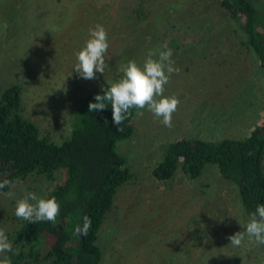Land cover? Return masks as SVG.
Segmentation results:
<instances>
[{
    "label": "rangeland",
    "instance_id": "1",
    "mask_svg": "<svg viewBox=\"0 0 264 264\" xmlns=\"http://www.w3.org/2000/svg\"><path fill=\"white\" fill-rule=\"evenodd\" d=\"M74 1L82 10L72 14L68 24L49 26L57 14L51 7L61 16L70 14L60 8L61 2L51 0L33 13L24 40L15 39L11 50L0 53V89L12 81L22 85V110L42 135L57 142L69 136L85 95L121 77L116 68L125 51L136 53L134 61L142 66L150 49L167 43L174 67L180 69L165 86V95L180 101L172 127L145 108L143 116L135 118L133 137L116 144L133 177L118 189L102 225L100 264H264L263 245L250 244L247 237L241 247L229 244V237L243 231L249 219L235 187L215 166L195 179L180 170L166 181L152 173L177 138H243L261 120L264 82L255 59L233 39L237 25L213 27L222 18L216 0ZM38 22L49 27L39 30ZM97 24L107 31L108 67L95 79H84L73 68L75 53ZM32 37H38L37 45L29 48ZM62 177L61 172L49 181L31 174L0 191V229L7 238L19 220L16 201L28 192L43 198ZM9 191L15 193L13 198L5 195Z\"/></svg>",
    "mask_w": 264,
    "mask_h": 264
},
{
    "label": "trees",
    "instance_id": "2",
    "mask_svg": "<svg viewBox=\"0 0 264 264\" xmlns=\"http://www.w3.org/2000/svg\"><path fill=\"white\" fill-rule=\"evenodd\" d=\"M55 1L61 2L60 8L70 14L61 16L59 10L51 7V11L57 13L53 16L56 22L49 25L53 28L68 24L71 15L82 10L80 3L74 0ZM216 2L222 10V18L212 24L213 27L220 23L225 30L231 22L237 25L233 27V39L255 59L264 82V0L259 4L256 0ZM49 4L51 0H0V53L11 50L15 39L23 41L30 28L27 22L35 16L33 13ZM39 22V30L49 27L44 23L39 26ZM37 38L32 37L29 48L37 45ZM123 54L122 63L116 68L121 77L98 85L85 95L77 107L69 136L59 142L42 135L38 125L23 112L20 83L12 81L1 85L0 181L9 179L13 184L31 174L51 181L63 174L61 181L43 197H55L60 203L56 222L32 223L19 218L8 237L13 251L4 255L11 264H100L102 225L118 189L133 177L125 158L117 152L116 144L133 137L137 110H131L132 115L121 125L123 132H119L110 104L102 111L89 113L88 109L89 103L95 102L96 94H103L104 88L122 78L123 67L134 60L136 53L125 51ZM260 119L243 138L173 140L154 167L153 176L166 181L180 170L188 179H195L207 167L215 166L220 176L235 187L241 209L249 219L257 205L264 204V112ZM84 216L90 217L91 228L87 236H77L74 229L78 224L82 226Z\"/></svg>",
    "mask_w": 264,
    "mask_h": 264
},
{
    "label": "clouds",
    "instance_id": "3",
    "mask_svg": "<svg viewBox=\"0 0 264 264\" xmlns=\"http://www.w3.org/2000/svg\"><path fill=\"white\" fill-rule=\"evenodd\" d=\"M108 49L107 31L102 25L97 24L89 29V38L85 45L75 53L77 62L73 68L82 78L95 79L97 72L104 74L108 67L105 59ZM172 55V50L165 43L162 48L150 49L142 66L134 60L128 61L122 69V78L104 88L103 94L95 95V102L89 103V113L102 111L110 104L117 131L123 132L121 125L132 115L131 110L136 109V116L140 117L143 116L141 110L146 108L164 126L172 127V116L180 103L177 96L165 95V86L171 76L180 71L178 67H174ZM11 186L12 181L9 179L0 181V189ZM5 195L13 198L15 193L9 191ZM33 201L35 203H32ZM60 207L55 197L45 199L28 192L16 201L15 216L32 223L44 221L55 223L60 214ZM90 228L91 219L84 216L82 226L78 224L74 231L77 236H87ZM243 228V231L229 237V244L241 247L247 237L250 244L264 245V204L257 205ZM12 251V243L5 231L0 229V254ZM0 264H11V261L4 257Z\"/></svg>",
    "mask_w": 264,
    "mask_h": 264
}]
</instances>
